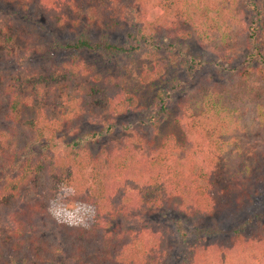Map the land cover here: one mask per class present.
<instances>
[{
	"label": "trees",
	"instance_id": "obj_1",
	"mask_svg": "<svg viewBox=\"0 0 264 264\" xmlns=\"http://www.w3.org/2000/svg\"><path fill=\"white\" fill-rule=\"evenodd\" d=\"M194 33L217 41V55L178 41ZM244 35L247 65L236 67ZM89 54L121 75L101 74ZM140 63L144 84L196 72L188 86H200L173 117L180 139L158 142L157 120L119 122L152 118L159 102L165 113L172 97L140 104L126 89ZM207 65L264 80V0H0V264H264V223L236 220L232 207L247 183L264 192V145L231 162L238 120ZM86 124L99 129L79 135ZM174 212L190 219L153 218Z\"/></svg>",
	"mask_w": 264,
	"mask_h": 264
},
{
	"label": "rangeland",
	"instance_id": "obj_2",
	"mask_svg": "<svg viewBox=\"0 0 264 264\" xmlns=\"http://www.w3.org/2000/svg\"><path fill=\"white\" fill-rule=\"evenodd\" d=\"M247 14H252V16L250 15L252 20L254 19L253 17L257 15L254 10H252V13ZM246 20L248 21L249 19L246 18ZM232 30L235 32H240L243 31V28L240 25L234 24ZM111 38L115 43L124 46L130 41H128V38L125 34H115ZM178 41H180V44L184 43L187 45V47L191 48V50H196V52L201 53L207 57V59L217 55L216 46L218 42H213L211 43V46H208L206 42L199 39L196 33H194L192 38L189 40ZM236 42L237 45L234 54L236 59V67H245L247 65V53L249 52L247 49L249 42L245 35L244 38L239 39ZM86 61L88 64L95 65L98 71L103 75H112L115 77L121 75L122 70L120 67L105 62L97 54H89L86 57ZM252 61L254 66L261 64L260 59L258 58L252 59ZM146 68L147 66H144L143 63H140L133 68L131 74L128 77L126 89L131 93L136 94L139 97L140 104L145 107L150 106V104H152L154 101L156 102L159 92H164L167 94L171 91L172 97H165L167 111L165 113H157L161 110L160 107L162 105V103L159 102L160 107L156 109V113L154 112V109L152 110V118L149 117L146 112L139 111L121 116L119 118V122H128L137 126L142 121L153 123L157 120L159 124V131L157 133L156 140L158 142L163 141L170 135H175L178 139H180V131L176 126L173 117L177 113L179 104L196 93L198 87L200 86V80L195 86L189 87L188 82L196 75V72H193L191 69L173 70L169 72L164 79L144 84L141 80V73L145 71ZM201 70L204 72L203 76H212L213 86L222 91L225 103L229 105L232 115L235 116L236 120H238V125L233 127L232 134L237 138L238 142L236 144H239V146L242 147V150H236V146H234L235 155H232L231 162H235L239 154L243 153L244 151L246 152L247 149L251 151V157L253 158L256 151L255 146L258 145L261 147L264 145L263 78L254 73L251 74L250 77L238 75L231 77L224 75V77L221 78V76L218 75L216 71H213V67L209 65L201 68ZM199 78H201V76ZM169 80H174V82L171 83ZM155 116H157V119L154 118ZM98 129V126L86 124L80 128L79 135H83ZM103 146L104 143H98L91 146V150L93 153H97ZM232 164L236 165L237 163ZM41 183L44 185V178H42ZM28 191L30 197L34 195L30 189ZM235 198L240 200V203H237L235 200L232 203L233 215L236 220L246 221L251 219L254 224L258 221H262L261 223H264V192L260 187L247 183L246 186H244L243 191L240 193L238 191L236 193ZM153 218L155 221L162 219L165 222L169 220L182 221L190 219L185 218L184 215L175 212L165 214L157 213ZM224 219V217L220 218V220ZM231 219H233V217ZM236 220H229L227 224L223 225V228H225V230H229L236 227ZM180 227L181 230H183L182 224H180Z\"/></svg>",
	"mask_w": 264,
	"mask_h": 264
}]
</instances>
